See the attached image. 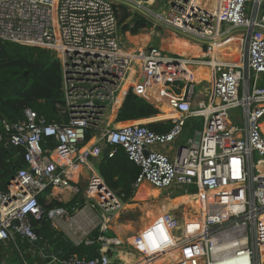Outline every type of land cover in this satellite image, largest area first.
Wrapping results in <instances>:
<instances>
[{
    "label": "built area",
    "instance_id": "built-area-1",
    "mask_svg": "<svg viewBox=\"0 0 264 264\" xmlns=\"http://www.w3.org/2000/svg\"><path fill=\"white\" fill-rule=\"evenodd\" d=\"M116 3L121 2L0 0V41L52 51L62 65L63 85L57 104L62 122H47L31 108L17 122L1 119L0 143L23 147L25 165L5 189L0 187V244L17 237L35 243L39 236L34 222L45 218L56 229L80 233L79 242L91 243L90 231L103 230L102 219L123 206V195L115 194L94 168L84 205L77 201L71 209L53 207L44 213L39 197L48 187L78 192L70 170L92 168V160L105 155V148L114 157L122 147L140 170L132 184L135 191L147 183L216 196L201 201L203 210L183 216L165 211L138 231L134 241L146 229L163 225L170 242L150 251L134 243L137 264H264V170L259 171L264 161V85H259L264 74V0H176L172 16L155 15L176 33L203 44L205 59L199 64L209 66L214 76L204 107L193 106L197 83L185 67L196 62L176 60L157 46L127 50L119 36ZM234 36L241 37L239 59L223 61L221 44ZM157 78L162 79L158 88L182 83V93L167 99L179 113L171 118L175 126L159 133L139 120L117 122L121 92L132 90L158 103L152 83ZM237 109L242 113L234 120ZM190 117H201L203 127L181 147L178 139ZM90 129L99 134L89 144ZM47 138L56 146L45 147ZM190 187L197 193H189ZM100 239L105 243L104 236ZM111 263L102 246L96 257L54 253L43 264Z\"/></svg>",
    "mask_w": 264,
    "mask_h": 264
},
{
    "label": "trees",
    "instance_id": "trees-1",
    "mask_svg": "<svg viewBox=\"0 0 264 264\" xmlns=\"http://www.w3.org/2000/svg\"><path fill=\"white\" fill-rule=\"evenodd\" d=\"M150 5H153L151 3ZM115 8L118 15V24L121 26L124 22L123 29L137 34L145 22V18L140 13L136 15L134 26L130 25V18L133 15L128 6L116 3ZM235 45V43H232ZM223 58L239 59V54L228 47L224 49ZM189 73V71H188ZM259 85H264V74L261 76ZM168 99L169 96H163ZM63 85H62V65L52 51L28 47L25 45L0 41V130H2L1 119L10 122H17L25 118V109L31 108L37 112L40 117H44L47 122H62V115L57 107L62 102ZM121 106L117 114V122H130L133 120L151 118L156 115H162L157 102L152 101L147 96L138 95L132 90L121 92L119 95ZM163 113L175 111L167 102L161 106ZM173 119L155 120L147 123V126L156 132H167L175 126ZM194 124V125H193ZM191 126V135L194 129L203 127V119L195 118L186 121L185 127ZM93 129L87 134L89 144L92 141L91 135ZM187 136V137H188ZM56 141L47 138L45 147L53 148ZM25 149L23 147L7 146L4 142L0 143V187L5 189L9 181L17 173L18 169L25 165ZM97 169L105 183L118 194L123 195L125 203H130L131 198L135 195V189L132 184L139 174V167L131 161L124 148L118 147L114 157L103 155L97 164ZM48 187L39 197L44 213L53 207H68V203H62L58 200L48 201L45 194L51 191ZM175 196L184 195L180 190H173ZM189 193H197L195 187L189 188ZM84 202V201H83ZM38 229L39 240L31 243L17 237V240L9 243V248L5 249L0 246V258H6V262L14 261L6 251L15 248L27 250L23 257L30 258L31 264H43L49 257H42L40 254L44 247H51L56 256L66 258L72 255L87 256L89 258L100 255L104 241L101 236L114 238V233L101 231L100 227L94 229L89 234L91 243L83 241L76 244L65 233L53 227L48 219L37 220L34 222ZM109 254L110 251L107 250ZM16 258H19L16 255ZM23 264L22 262H20ZM6 264V263H5Z\"/></svg>",
    "mask_w": 264,
    "mask_h": 264
},
{
    "label": "crops",
    "instance_id": "crops-1",
    "mask_svg": "<svg viewBox=\"0 0 264 264\" xmlns=\"http://www.w3.org/2000/svg\"><path fill=\"white\" fill-rule=\"evenodd\" d=\"M156 1L157 0H155V2ZM175 1L176 0H167L168 8H169V11L167 12V15L163 13L164 10L162 12H159L158 14L163 15V16H172V6L174 5ZM149 6H152V5H149ZM148 9L151 10V7H149ZM168 28H170V27H168ZM159 31H160L161 35L162 34H163V36L166 35V33H163L164 32L163 30H159ZM170 31L173 32L174 34H176L177 36H181L182 37L181 39H185L190 44L188 45L186 42L181 41L179 39L180 37L179 38L178 37H175V35L172 34V33H170V32H169V37L167 39L175 41V44L176 45L183 44L186 47H191V44H193V45L197 46V48L199 49V53L196 54V55H194L192 53H189L188 55H185V54H180L175 49H173L171 51H168L167 47L165 45H163L164 44L163 42H165L164 39H161L162 42H160L157 45L162 46L163 49H164V51L166 53H168V54L169 53L170 54L177 53L178 55L177 54L176 55L175 54H172V55L173 56H177V57L178 56L179 57H183L184 59L189 60L191 62L192 61L193 62H196V63H193L191 65H186L185 66L186 67V71H189V73H190L189 66H192L193 67L195 65L196 66H200V67H207L208 70H209V71L207 70L208 71V74L206 73L207 74L206 78H202V79H200V81H196V83H197L196 84V91H195V96L193 98V106L194 107H204V106H206L208 104L209 98L211 96L212 81H213V78H214L213 71H211V68L209 66H207L205 64H199L200 61H202L203 59H205L204 58L205 57L204 46H203V44L201 42H199L194 37H191V36H188V35H183V34H180V33L178 34V33H176L172 29ZM126 33H128V32H126ZM132 36L133 35H131L129 33V36L128 37H129V39H131V41L133 43H134V41L132 39H134L136 42L141 41L140 44H141L142 49H144L145 47H148V45H145V44L143 45L142 42L144 43L145 41H148V40L149 41H152V39H144L143 36H141V37L140 36L132 37ZM159 39L157 40L158 42H159ZM152 42H154V41H152ZM228 43H226V44L222 43L221 44V47H224V46L228 45ZM129 44L132 45L131 42ZM154 45H156V44H154ZM135 46H136L135 48H138L139 47L138 50H141L140 45L139 46L135 45ZM224 49H227V48H224ZM224 49H221V51H220L219 58H221V60H223V61H229V62H234V61L237 60V59H234V58L233 59H227V60H225L226 58H223V56H222ZM127 50L130 51L131 49L130 48H127ZM132 51L135 52V50H132ZM186 56H188L189 58L186 57ZM157 80H158V82L160 81L159 83L161 84L162 79L157 78ZM157 80H154L152 83L155 85V82H157ZM178 84L181 85V86H179ZM157 91H158V94H157L158 95L157 96L158 105H159L160 110L163 111V109H162L161 106L164 105L167 102V99H163L164 98L163 96H172L174 94H181L182 91H183V89H182V83L181 82H174V83L171 82V83H167L163 87L158 88ZM178 116H179V114L176 117H169V118L170 119L171 118L176 119V118H178ZM195 118H198V117H190V118L186 119V121H188L190 119H195ZM199 118H201V117H199ZM232 119L235 120L237 118L233 115L232 116ZM130 122H132V121H130ZM142 122H144V121H142ZM196 130H200V129H194L193 130V133ZM190 132H191V126H189V127H185L184 126V131H183L181 137L178 139V142H180L181 144H184L185 142H187V139L190 138L192 136V134H193V133H191V135L188 136V134ZM98 134H99V132H94L93 133V135L91 136V138H92L91 143L97 138ZM166 149L167 148L165 147V150ZM100 159L98 161H96V164H94V160H92V168L91 167L89 168L88 166H82L80 170L79 169L78 170L77 169H72V171L70 170V172H69L70 173V177L73 180V184L79 189L78 192L70 191V190H63V189H60V188L59 189L58 188H54V189H51V191L48 194H45L46 199L48 201L58 200V201H60L62 203H67V204L69 203L71 205V208L73 206H75V204H76L77 201L81 205H84L85 200H86V194H85L86 187L89 184V181H90L89 178H90V175L92 174V170L91 169L94 168V170L96 172H98V174H100L99 171H98V169H97V164L100 161ZM64 160H66V159H64ZM100 177H101L102 181L105 183V181L103 180V178H102L101 175H100ZM143 185H141V186H143ZM140 187H139L138 190H136V191H138L137 192V197L139 196V198L142 195L146 196V194H144L146 192L145 191L146 189L143 188V187L142 188H140ZM112 191L115 194L118 193V192H116L114 190H112ZM136 191H135V193H136ZM66 192L69 193L71 195V197L63 198L62 195L65 194ZM185 195H188V194H185ZM122 203H123V205L125 204V202L123 201V199H122ZM80 204H78V205H80ZM132 208H133V206L130 204V207H127L126 211L123 212L122 215L118 219V221H120L122 224H124L125 227L127 226L126 227L127 229H124V233L125 234H128V233H130L132 231H137L138 232V231L142 230L143 228H145L149 223H151L153 221V219L149 218V216H148V220H145L146 215H144L143 213H142L141 216H139V220L134 219L131 215L129 216L128 215L129 214L128 212L131 211ZM87 209L89 211H92L90 205L88 206ZM141 211H144V207L141 208ZM98 212H100V211H98ZM171 212L175 213L174 211H171ZM113 215H114V213L109 218L102 219V221H103V228L102 229L103 230H101V231H103L105 233H107L108 231H111V230H109L108 226H109V224H110V222L112 220V216ZM121 220H125V221L122 222ZM141 222H144V223H141ZM61 229H63V230H61ZM59 230L63 231L65 233V235L68 236L76 244L81 243V242H79L80 239H81V237H79L78 235H72L70 232H68V229H64L63 226H59ZM114 236H115V234H114ZM104 237H105V243L103 245V250H111V252L109 254L111 256V261H112L111 264H137V262L139 261V254L137 253V251L133 247L134 246V239H132L131 241H129V245H122V243H119V242H121V239L118 238V237L117 238H115V237L114 238H109L106 235ZM78 238H80V239H78ZM16 240L3 242V243L0 244V246H2V248H4V250L5 249H8L9 248V243L10 242H14L15 243ZM22 240H26V239H22ZM87 240L90 241L89 236H87ZM13 250H16V252H17L16 255L19 257V258H16V256L13 257L14 260L21 261L23 264H29L30 258H33V256L31 255V257H28L25 260V258L23 257V255L25 253H27V250H23L22 248H19L18 245H16L15 248H13ZM40 254L42 255L41 252H40ZM42 257H44V256L42 255ZM131 257H133V258H131Z\"/></svg>",
    "mask_w": 264,
    "mask_h": 264
},
{
    "label": "rangeland",
    "instance_id": "rangeland-1",
    "mask_svg": "<svg viewBox=\"0 0 264 264\" xmlns=\"http://www.w3.org/2000/svg\"><path fill=\"white\" fill-rule=\"evenodd\" d=\"M151 3H153V5L152 6H149ZM144 5H145V7L146 8H149V7H151V11L153 12L154 11V13L155 14H158L159 12H162L163 10H164V14H166L167 15V12L169 11V8H168V3H167V0H157L156 2H155V0H148V4H146V3H143ZM163 4V5H162ZM127 6V5H126ZM129 7V6H128ZM129 9H130V11H131V13L133 14L132 16H131V18H130V25H131V27L132 26H134V23H135V21H136V15H134V13H140L141 15H142V17H144L145 18V22L142 24V26H141V28H140V30H139V32L137 33V34H133V33H131L130 31H125L124 29H123V25L127 22H124L121 26H119V36H120V39H121V41H122V44H123V46L127 49V48H130L131 50H130V52H133L132 50H135V52H137V51H140V50H138V48H135L136 46H135V44L131 41V39H129V33L131 34V35H133L132 37H135V36H143V38L144 39H149V37H148V35L149 34H153L155 31H157V29L159 28V27H162V28H164V29H166V30H171L170 28H168V27H166L165 25H162V24H160V23H157V22H155V21H153L152 19H150L147 15H145V14H143L142 12H140V11H137V10H135V9H133V8H131V7H129ZM166 10V11H165ZM166 30H163L164 32L163 33H166ZM126 32H128V33H126ZM160 32V31H159ZM167 34V33H166ZM168 35V34H167ZM162 36H163V34H162ZM164 37H167L166 35H164ZM182 38L181 36H178V38ZM158 38H160L159 39V42L158 41H154V42H152V41H145L144 43L142 42V44L144 45H148V47H150V46H154V47H156V45L157 44H159L160 42H162V40H161V37H158ZM132 40H134V39H132ZM161 40V41H160ZM132 43V45H130L129 43ZM156 44V45H154V44ZM166 45H168V47L169 48H173V47H175V45L176 44H174V45H169V44H166ZM140 47H141V44H140ZM141 49H142V47H141ZM170 54V53H169ZM172 54H177V53H172ZM178 55V54H177ZM186 57H188V56H186ZM189 58V57H188ZM196 60V59H195ZM202 68H204V69H207L208 70V68L207 67H202ZM209 71V70H208ZM155 80H157V79H155ZM160 82V81H159ZM158 82V80H157V82H155V85L157 86V88H156V90H158V86H159V83ZM242 113V111L240 110V109H237V110H233V115L236 117L238 114H241ZM160 114H164L163 113V111H161V113ZM166 119H170V118H166ZM158 120V119H157ZM243 119L241 118L240 119V121H242ZM145 123H148V122H150V120H147V121H144ZM236 123H238V122H236ZM238 124H241V123H238ZM262 126H264V118H263V121H262ZM162 149H164L165 150V147L163 146V147H161ZM167 148V147H166ZM146 185H145V191H148V195L149 196H144V195H142L140 198V200H138L137 199V192L138 191H136V193H135V195L131 198V202L130 203H127V204H131L132 206H133V208H132V210L131 211H129L128 213V215L130 216H132L134 219H137V220H139V216H141L142 215V213H143V211H141V208H143V207H145L146 205H150V204H157L156 206H158V207H161L162 205L160 204V203H162L164 200H171V199H174V198H176V197H179V196H183V195H178V196H175V194H176V192L175 191H173L172 189H169V190H161V189H158V188H156V187H154V186H152V185H149V184H147V183H145ZM154 189H158V197L157 198H154L153 196H151L150 194H153V192H154ZM182 191L185 193V190L182 188V189H180V192L182 193ZM145 194V193H144ZM62 197L63 198H68V197H71V195L69 194V193H65V194H63L62 195ZM126 204V203H125ZM121 209H119L118 211H116L115 213H114V215L112 216V220H111V222H110V224H109V226H108V228H109V230H111V231H113L114 232V234H115V238H122L121 240L123 241V237H125V235H127V234H125L124 233V229H127L126 227H125V225L124 224H122L120 221H118V219H117V214H118V212L120 211ZM192 212H197L196 210H197V208L195 207V208H193L192 206H191V209H190ZM189 210V211H190ZM177 214H179L180 216H183L184 215V205H181L179 208H177L176 209V211H175ZM95 213H97L98 215H99V212L96 210L95 211ZM72 222V221H71ZM61 230H63V229H61ZM90 232H92V231H90ZM133 232V231H132ZM119 233V234H118ZM90 234V233H89ZM89 234H88V236H89ZM79 237H82V235L80 234V233H78L77 234ZM122 236V237H121ZM131 239H129V241H131L132 239H134V236L132 237V236H129ZM128 237V238H129ZM78 239H80V238H78ZM112 245V244H111ZM119 245V244H118ZM122 245H129V243H123L122 242ZM5 251V250H4ZM110 252H111V250H109ZM10 256H12V257H15L16 256V254H17V252H16V250H13V249H9V250H7L6 251ZM110 254V253H109ZM2 260V262L5 264H21L20 262L21 261H16V260H14L13 261V263L12 262H6L7 261V259L6 258H3V259H1ZM29 264H31V262L29 261Z\"/></svg>",
    "mask_w": 264,
    "mask_h": 264
},
{
    "label": "bare ground",
    "instance_id": "bare-ground-1",
    "mask_svg": "<svg viewBox=\"0 0 264 264\" xmlns=\"http://www.w3.org/2000/svg\"><path fill=\"white\" fill-rule=\"evenodd\" d=\"M143 2L148 4V0H143ZM159 30H166V29L159 27L157 29V31H155L153 34H149L148 37H149V39H152V41H155V40L157 41L159 39L158 37H161V39H164L165 42H163L164 43L163 45H165L167 47L168 51L175 49L180 54H185V55H188L189 53L196 55L199 53V49L197 48V46H195L193 44H191V47H186L183 44H180V45H175L174 48H169L168 45H166V44L174 45L175 41L169 40L167 38L169 37V32L172 34H174V33L169 31V30H166V33L168 35L166 34L167 37H164L161 35ZM174 35H175V37H178L176 34H174ZM140 37H141V35H140ZM179 39L183 42H186L188 45L190 44L185 39H181V38H179ZM133 41H134L135 45H137V46L140 45L141 41H139V42H136L135 40H133ZM223 43L224 44L228 43V45L222 47V49L232 46L231 49L235 50L236 52H238V54H240V49H241V37L240 36H234L232 38H229ZM232 43H235V45H232ZM156 46L164 51L162 46H160V45H156ZM138 49H139V47H138ZM236 61H234V62H236ZM189 69H190L189 75L195 81H200V79L206 78V76L208 74L207 69H204L200 66H196V65L193 67L189 66ZM177 113H178L177 111H173L171 113L156 115V116L151 117V118L139 119V121H147V120L155 121L156 119L163 120V119H166L169 117H176L179 114V113L178 114ZM114 114H115V112L112 113L110 121L114 117ZM95 132H98V131H95ZM63 162L68 163V161L64 160V159H63ZM263 170H264V161L259 163V171L263 172ZM142 187L144 188L145 184L143 186H141L140 188H142ZM157 192H158V189L157 190L154 189L153 194H150V195L153 196L154 198H157L158 197ZM145 194H146V196H149L148 191H146ZM212 198H216V196H213L210 193H207L206 191L201 190L197 194H193V195H185L184 194L183 196H179V197H176V198L171 199V200H164L162 203H160L162 205L161 207L156 206L157 204H150L149 206L147 205L146 207H144L143 214L146 215L145 220H148V216H149V218L154 220L161 213H163L165 211H174L175 212L177 208H179L181 205H184V214L189 215L191 213V212H189V210H190L189 206H192L193 208L196 207L198 210V209L202 208L201 201L203 199H208V200L210 199L211 200ZM137 199L140 200L139 196L137 197ZM127 207H130V204H124L122 206L121 210L117 214V219H119V217L122 215V213L126 211ZM202 210H203V208H202ZM202 214H203V212H202ZM121 221L124 222L125 220H121ZM141 223H144V222H141ZM120 239H122V238H120ZM131 258H133V257H131Z\"/></svg>",
    "mask_w": 264,
    "mask_h": 264
},
{
    "label": "clouds",
    "instance_id": "clouds-1",
    "mask_svg": "<svg viewBox=\"0 0 264 264\" xmlns=\"http://www.w3.org/2000/svg\"><path fill=\"white\" fill-rule=\"evenodd\" d=\"M169 242L170 240L166 234V227L163 225L146 229L141 233V239L139 241H134L136 246L144 251L153 250ZM238 264H246V262L240 261Z\"/></svg>",
    "mask_w": 264,
    "mask_h": 264
},
{
    "label": "water",
    "instance_id": "water-1",
    "mask_svg": "<svg viewBox=\"0 0 264 264\" xmlns=\"http://www.w3.org/2000/svg\"><path fill=\"white\" fill-rule=\"evenodd\" d=\"M119 2L123 3L124 5H127L137 11H140L142 12L143 14L147 15L150 19H152L153 21L157 22V23H160L162 25H164L163 22L159 21L156 17H155V13L152 12L151 10H149L148 8L145 7V5L141 4V3H138L137 1H143V0H118ZM177 60V56H174ZM157 120V119H156ZM183 146V144H181V147ZM108 148H105L104 149V154L106 155L108 153ZM94 164H96V160H94ZM87 168V167H86ZM35 233L38 234V229L36 228L35 230ZM137 233V231H133V232H130L128 233L127 235H125V237H123V241L121 240V242L119 243H129V239L130 237L129 236H134L135 234ZM129 237V238H128ZM41 253L44 257H52L53 254H54V251L52 248L50 247H44L42 250H41ZM23 261V260H22Z\"/></svg>",
    "mask_w": 264,
    "mask_h": 264
}]
</instances>
